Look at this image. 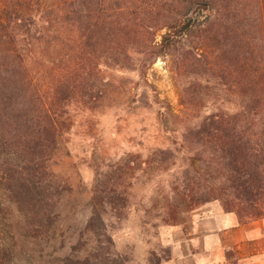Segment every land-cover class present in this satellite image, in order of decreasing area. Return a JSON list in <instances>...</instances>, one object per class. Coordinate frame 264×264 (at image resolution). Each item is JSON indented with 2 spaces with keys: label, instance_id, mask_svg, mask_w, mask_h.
Instances as JSON below:
<instances>
[{
  "label": "trees",
  "instance_id": "16d2710c",
  "mask_svg": "<svg viewBox=\"0 0 264 264\" xmlns=\"http://www.w3.org/2000/svg\"><path fill=\"white\" fill-rule=\"evenodd\" d=\"M105 3H69L75 37L69 39L73 42L72 51L64 56L70 62L61 69L59 83L47 94L39 89L35 94H19L20 88L28 90L32 82L29 61L36 57V44L45 36L40 29L43 19L39 15L20 18L12 11L6 13L9 29L0 35V59H5V63L10 60L7 67L11 68H4L0 74V197L6 194L8 206L15 205L26 215L31 223L28 229L40 232L44 226L50 230L57 219L58 199L51 198L48 192L53 190L58 197L61 191L52 180L50 159L64 134L83 128L85 132L87 122L101 117L96 107L98 103L102 105V95L96 96L93 91L101 81L115 84V76L123 69L122 59L138 53L134 70L143 76L155 58L172 50L180 37L198 31V36H203L200 43L198 40V60L207 69L219 70L216 107L205 113L198 111L194 126H161L151 133L154 140L145 152L155 162L152 185L161 186L165 181L190 208L220 198L224 208L235 211L242 221L263 217L264 0H122V4L114 0L111 6ZM196 7L211 9L212 13L199 18L198 23H190L187 17ZM161 14L169 18L165 22L157 20ZM124 22L154 35L160 28L168 30L160 42H154L153 35L145 48L133 50L122 41ZM204 36L215 43L212 59L207 56L209 46ZM7 42L11 46L6 48ZM114 86L104 88L110 92ZM139 100L146 105L162 101L158 94L153 101L144 96ZM165 115L158 114L161 120ZM118 120L117 115L112 119L113 125ZM66 121L70 125L64 130L62 124ZM103 130L105 126L99 128L101 135L96 134L95 138L103 141ZM91 147L94 153L95 146ZM114 193L112 185L99 181L93 200L96 203L108 198L115 203ZM4 204L0 200V213L5 211ZM178 213L177 206L171 204L165 208L163 219L176 221ZM86 226L95 237L88 253L67 255L45 264H127L125 257L114 252V238L108 233L105 214L98 206H94ZM0 264H19L1 224Z\"/></svg>",
  "mask_w": 264,
  "mask_h": 264
},
{
  "label": "rangeland",
  "instance_id": "374dc122",
  "mask_svg": "<svg viewBox=\"0 0 264 264\" xmlns=\"http://www.w3.org/2000/svg\"><path fill=\"white\" fill-rule=\"evenodd\" d=\"M115 1L122 4V0ZM70 2L0 0V35H5L9 29L6 14L9 11L20 18L39 15L43 19L40 29L45 36L38 40L36 57L29 61L32 82L28 84V90L20 88L19 94H35L37 89L47 94L59 83L61 69L70 62L65 57V52L72 51L73 42L69 39L75 37ZM105 2L111 6L114 0ZM211 13V9L196 7L187 21L198 23L199 18ZM168 18V15L161 14L157 20L165 22ZM121 27L122 41L133 50L145 48L154 39L153 33L127 26V22ZM167 30L166 27L156 30L154 42H160ZM202 37L198 36V31L180 37L172 50L155 58L143 76L134 70L138 61V53H134L132 57L122 59L123 69L115 76V84L108 80L99 83L93 92L96 96L102 95V105L98 103L96 107L101 117H93L92 123L87 122L85 132L83 128L74 134H64L50 159L52 180L61 190L59 198L57 194L53 195V190L48 192L51 198L58 199L55 207L57 219L50 230L44 226L40 232L28 229L27 225L31 223L26 215L20 213L15 205L8 206L6 194L0 197L6 202L3 205L5 211L0 213V224L6 230L7 244L19 264H45L67 255L88 253L95 237L88 232L86 225L95 205L105 214L107 231L114 238L112 248L115 253L125 257L127 264H158L160 259L164 261L171 253L170 247L163 242L164 228L182 226L187 230L198 208L213 200L222 203L220 198H213L190 208L165 181L161 186L153 187L155 179L151 180V172L155 162L145 152L147 145L154 140L151 133L156 128L185 129L194 126L198 123V111L205 113L216 107L219 70L207 69L204 62L198 60V40L200 43ZM204 38L209 46L207 56L212 59L215 43L206 36ZM4 45L6 48L11 46L8 42ZM38 51H43V54ZM9 64L10 60L5 63V59H0V74L4 73V68H11L7 67ZM107 86H114V89L106 92ZM69 93L74 94L73 91ZM155 94L162 100L160 103H139L142 96L153 101ZM160 112L166 114L163 120L158 116ZM171 112L180 117L173 116ZM117 115L119 120L113 125L112 119ZM62 125L67 130L70 121ZM102 126H105L103 141L95 138L96 134L101 135L98 130ZM112 169L114 171L108 173ZM99 181L115 188V203L108 198L94 202V187ZM171 204L178 208L177 220L165 222L162 214ZM256 221L263 224L264 233V216L243 222L256 225ZM103 237L108 242L107 236ZM240 250L245 251L243 248ZM257 250L259 254L255 264H264V234ZM228 253L238 255L235 250ZM231 264H237V261L233 258Z\"/></svg>",
  "mask_w": 264,
  "mask_h": 264
},
{
  "label": "crops",
  "instance_id": "0c3cea01",
  "mask_svg": "<svg viewBox=\"0 0 264 264\" xmlns=\"http://www.w3.org/2000/svg\"><path fill=\"white\" fill-rule=\"evenodd\" d=\"M244 223L235 211H228L218 200L198 208L190 227H167L163 242L170 255L161 264H255L263 224ZM245 249L243 250L240 249ZM230 250L237 251L232 256Z\"/></svg>",
  "mask_w": 264,
  "mask_h": 264
}]
</instances>
